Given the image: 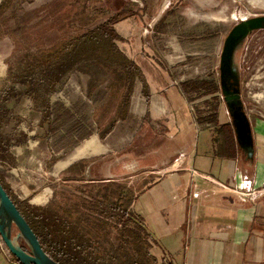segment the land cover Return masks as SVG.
Listing matches in <instances>:
<instances>
[{
	"label": "rangeland",
	"instance_id": "1",
	"mask_svg": "<svg viewBox=\"0 0 264 264\" xmlns=\"http://www.w3.org/2000/svg\"><path fill=\"white\" fill-rule=\"evenodd\" d=\"M3 3L6 7L0 13V61L4 66L0 73V143L8 154L0 159V176L21 207L29 201L32 207L50 208L62 216L91 210L96 200L115 199L114 192L120 187L129 188L136 195L144 182L154 180V175L145 179L147 169L167 164L181 153L179 145L175 150L174 142L187 134L184 121H194L196 131L209 129L216 133V126L195 122L197 110L207 108L204 102L212 97L195 99L193 104L185 97L179 115L171 114L156 123L157 139H154L155 126L148 122L144 126L131 117L126 122L118 121L120 96L112 90L104 103L94 102L91 88L95 94L111 83L110 74L102 67L92 68L94 77L73 70L51 95L46 93L41 79L40 96L30 93L29 85L22 84L28 75L43 72L48 58L66 42L125 8L133 13L126 18L136 17L140 25L138 34L155 40V50L148 53L152 66L177 79L178 88L192 80H216L219 84L226 37L241 20L264 15V0H4ZM174 43L178 44L177 50ZM167 55L180 59L169 67L164 59ZM237 62L247 115L252 123L264 121V30L247 39ZM220 94L216 96L222 97ZM47 103L63 104L72 110L79 106L81 113L76 119L84 120L88 132L100 141L104 131L118 121L104 143L113 152L95 155L65 171L58 169V161L84 142L77 146L72 143L74 133L67 132L71 126L57 129V116L47 117ZM218 112L219 124L231 125L223 98ZM217 134L221 138L218 129ZM160 148L156 154L155 150ZM118 175L122 178L118 179ZM39 195H46L47 200L37 203L35 198Z\"/></svg>",
	"mask_w": 264,
	"mask_h": 264
},
{
	"label": "crops",
	"instance_id": "2",
	"mask_svg": "<svg viewBox=\"0 0 264 264\" xmlns=\"http://www.w3.org/2000/svg\"><path fill=\"white\" fill-rule=\"evenodd\" d=\"M3 1L0 0V5ZM139 28L136 17L115 24L116 31L125 40L119 47L140 66L150 90L148 103L143 85H136L131 119L144 126L147 122L155 126L152 133L157 139L156 123L171 114L179 115L186 101L177 79L152 66L148 53L155 50V40L144 33L139 35ZM177 45L174 43L175 50ZM164 59L171 67L180 58L176 60L167 55ZM3 70L0 61V73ZM183 124L187 125V134L174 142L175 150L179 145L181 153L167 164L147 169L145 179L154 175V180L144 182L135 195L133 211L144 219L159 244L154 254L159 259L168 255L174 264H264V121L252 123L254 161L246 158L237 142L236 155L226 157L220 151L219 141L215 142L220 138L217 133L209 129L196 131L192 120ZM106 139L100 141L92 135L71 155H64L57 168L65 171L95 155L113 152L108 143L104 144ZM155 151L158 154L161 148ZM244 178L252 181L255 196L239 193ZM45 196L39 195L35 201L44 203ZM0 264L18 263L0 249Z\"/></svg>",
	"mask_w": 264,
	"mask_h": 264
},
{
	"label": "trees",
	"instance_id": "3",
	"mask_svg": "<svg viewBox=\"0 0 264 264\" xmlns=\"http://www.w3.org/2000/svg\"><path fill=\"white\" fill-rule=\"evenodd\" d=\"M4 4L0 5V13L6 7ZM129 11L123 8L108 21L66 42L48 58L43 72L31 73L22 84H28L30 93L40 96L41 79L46 93L51 95L73 70H81L85 75L94 77L92 68L102 67L110 74L111 83L107 89L98 90L95 94L91 88V97L97 104H102L112 90L116 96H120L118 121L126 122L131 117V100L137 83L143 85V95L148 103L150 100V90L142 69L118 45L125 40L116 31L115 24L133 15ZM181 89L191 104L195 99L212 97L211 102H204L207 108L197 110L196 122L216 126L214 129L216 133L219 130L221 138H216L215 142L219 141L221 153L226 157L235 156L236 141L232 127L230 124H219L218 111L222 97L216 96L221 93L218 82L192 80L183 83ZM47 105L48 119L57 116V129L71 126L67 132L74 133L72 143L75 146L93 135L88 132L84 120L76 119V115L81 113L79 106L77 110H72L63 104ZM118 121L104 131L103 140L114 131ZM1 144L0 159L3 160L8 149ZM0 182L37 235L44 252L59 264H174L168 255L159 259L154 254V248L159 244L144 219L133 211L136 196L129 188L116 190L115 199L96 200L91 210L62 216L50 208L32 207L28 201L23 202L21 207L1 176ZM24 249L28 251L27 247Z\"/></svg>",
	"mask_w": 264,
	"mask_h": 264
},
{
	"label": "water",
	"instance_id": "4",
	"mask_svg": "<svg viewBox=\"0 0 264 264\" xmlns=\"http://www.w3.org/2000/svg\"><path fill=\"white\" fill-rule=\"evenodd\" d=\"M262 30H264V15L243 19L235 25L224 43L219 68L222 98L235 131L236 141L242 153L250 161H254L256 153L254 132L242 100L241 73L235 51L254 32ZM0 235L12 255L21 264H59L44 252L37 235L1 182ZM24 247H27L28 251Z\"/></svg>",
	"mask_w": 264,
	"mask_h": 264
},
{
	"label": "built area",
	"instance_id": "5",
	"mask_svg": "<svg viewBox=\"0 0 264 264\" xmlns=\"http://www.w3.org/2000/svg\"><path fill=\"white\" fill-rule=\"evenodd\" d=\"M239 193H241L242 195H244L246 197H252V196H255L257 194L256 190L253 189L252 181L248 178H244L243 188H242V191H239ZM0 249L2 251L6 252L12 258H14V256L12 255V253L10 252V250L8 249L6 244L4 243L1 235H0Z\"/></svg>",
	"mask_w": 264,
	"mask_h": 264
},
{
	"label": "flooded vegetation",
	"instance_id": "6",
	"mask_svg": "<svg viewBox=\"0 0 264 264\" xmlns=\"http://www.w3.org/2000/svg\"><path fill=\"white\" fill-rule=\"evenodd\" d=\"M233 29V28H232ZM231 32V31H230ZM229 35V34H228ZM227 38V37H226ZM225 41H226V39H225ZM247 41V40H246ZM245 41V42H246ZM245 42H244V44H245ZM225 43V42H224ZM244 44L242 45V46H240V48H238V49H236V51H235V57H236V60H237V57H238V55H239V52H240V50L242 49V47L244 46ZM224 47V46H223ZM238 63V62H237ZM241 73V72H240ZM219 85H220V83H219ZM220 91H221V88H220ZM241 95H242V75H241ZM221 96H222V92H221ZM243 100V99H242ZM226 106V105H225ZM245 107V106H244ZM227 108V107H226ZM228 111V110H227ZM245 112H246V110H245ZM229 114V113H228ZM246 114H247V112H246ZM230 117V116H229ZM251 124H252V122H251ZM231 127H232V131H233V134H234V136H235V131H234V128H233V126H232V123H231ZM254 131V130H253ZM235 139H236V137H235ZM237 142V141H236ZM238 145V144H237ZM238 148H239V146H238ZM240 149V148H239Z\"/></svg>",
	"mask_w": 264,
	"mask_h": 264
}]
</instances>
